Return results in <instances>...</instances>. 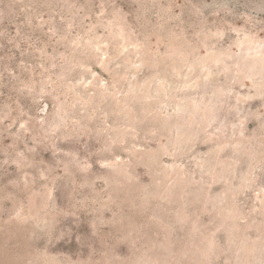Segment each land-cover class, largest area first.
I'll return each mask as SVG.
<instances>
[{
  "label": "rangeland",
  "instance_id": "obj_1",
  "mask_svg": "<svg viewBox=\"0 0 264 264\" xmlns=\"http://www.w3.org/2000/svg\"><path fill=\"white\" fill-rule=\"evenodd\" d=\"M0 264H264V0H0Z\"/></svg>",
  "mask_w": 264,
  "mask_h": 264
}]
</instances>
